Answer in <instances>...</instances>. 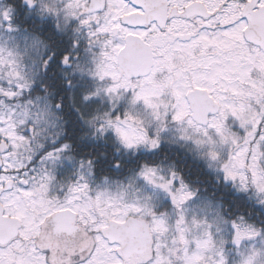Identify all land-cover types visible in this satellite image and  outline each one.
<instances>
[{
    "label": "snow or ice",
    "instance_id": "1",
    "mask_svg": "<svg viewBox=\"0 0 264 264\" xmlns=\"http://www.w3.org/2000/svg\"><path fill=\"white\" fill-rule=\"evenodd\" d=\"M0 264H264V0H0Z\"/></svg>",
    "mask_w": 264,
    "mask_h": 264
}]
</instances>
